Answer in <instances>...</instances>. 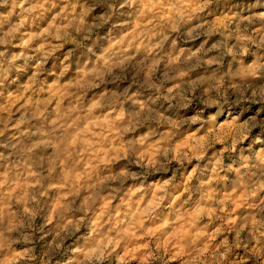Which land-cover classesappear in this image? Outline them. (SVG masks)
Here are the masks:
<instances>
[{"label":"clouds","instance_id":"1","mask_svg":"<svg viewBox=\"0 0 264 264\" xmlns=\"http://www.w3.org/2000/svg\"><path fill=\"white\" fill-rule=\"evenodd\" d=\"M0 264H264V0H0Z\"/></svg>","mask_w":264,"mask_h":264}]
</instances>
